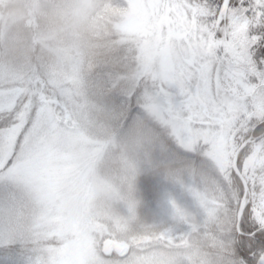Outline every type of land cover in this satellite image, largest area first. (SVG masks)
Instances as JSON below:
<instances>
[{
  "label": "snow or ice",
  "instance_id": "1",
  "mask_svg": "<svg viewBox=\"0 0 264 264\" xmlns=\"http://www.w3.org/2000/svg\"><path fill=\"white\" fill-rule=\"evenodd\" d=\"M73 142L127 187L95 264H264V0H150L86 59L5 54L0 264H51L32 166Z\"/></svg>",
  "mask_w": 264,
  "mask_h": 264
},
{
  "label": "rangeland",
  "instance_id": "2",
  "mask_svg": "<svg viewBox=\"0 0 264 264\" xmlns=\"http://www.w3.org/2000/svg\"><path fill=\"white\" fill-rule=\"evenodd\" d=\"M118 5L119 12L109 10ZM150 0H0V68L5 54L26 60L40 53L51 62L86 59L118 31L135 33L147 23ZM2 10V12H1ZM103 42V41H102ZM153 50H147L151 57ZM162 57L170 54L161 50ZM100 149L73 142L34 162L31 179L38 195L39 228L54 243L51 264H95L96 237L107 211L118 212L127 187L102 165ZM132 167L134 155L121 158ZM144 264H163L152 254Z\"/></svg>",
  "mask_w": 264,
  "mask_h": 264
},
{
  "label": "trees",
  "instance_id": "3",
  "mask_svg": "<svg viewBox=\"0 0 264 264\" xmlns=\"http://www.w3.org/2000/svg\"><path fill=\"white\" fill-rule=\"evenodd\" d=\"M1 12H2V10H1Z\"/></svg>",
  "mask_w": 264,
  "mask_h": 264
}]
</instances>
